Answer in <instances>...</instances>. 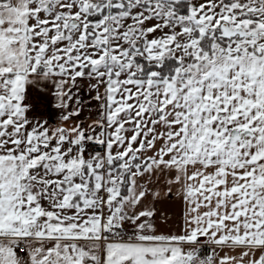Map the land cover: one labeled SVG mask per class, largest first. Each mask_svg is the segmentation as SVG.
Listing matches in <instances>:
<instances>
[{
  "label": "snow or ice",
  "instance_id": "obj_1",
  "mask_svg": "<svg viewBox=\"0 0 264 264\" xmlns=\"http://www.w3.org/2000/svg\"><path fill=\"white\" fill-rule=\"evenodd\" d=\"M0 264H264V0H0Z\"/></svg>",
  "mask_w": 264,
  "mask_h": 264
},
{
  "label": "crops",
  "instance_id": "obj_2",
  "mask_svg": "<svg viewBox=\"0 0 264 264\" xmlns=\"http://www.w3.org/2000/svg\"><path fill=\"white\" fill-rule=\"evenodd\" d=\"M44 88L47 87V84L43 86ZM32 92V103L37 106L38 109L46 110L50 113V118L53 122L58 118L57 113L51 109V106L48 105V96L45 91L42 90L41 86L33 85L31 86ZM170 205L168 203H163L161 205V213L169 212ZM170 214V213H169Z\"/></svg>",
  "mask_w": 264,
  "mask_h": 264
}]
</instances>
